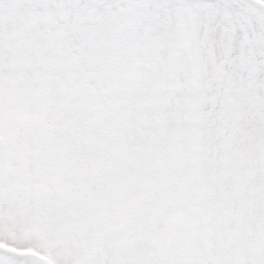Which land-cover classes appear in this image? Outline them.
Instances as JSON below:
<instances>
[{"label":"snow or ice","instance_id":"snow-or-ice-1","mask_svg":"<svg viewBox=\"0 0 264 264\" xmlns=\"http://www.w3.org/2000/svg\"><path fill=\"white\" fill-rule=\"evenodd\" d=\"M0 264H264V0H0Z\"/></svg>","mask_w":264,"mask_h":264}]
</instances>
